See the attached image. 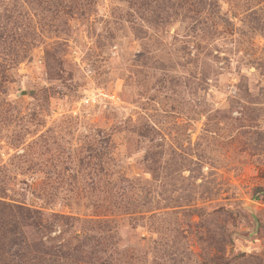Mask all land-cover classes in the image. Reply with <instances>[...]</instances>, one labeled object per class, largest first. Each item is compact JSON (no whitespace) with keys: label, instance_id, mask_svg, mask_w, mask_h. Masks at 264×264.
Segmentation results:
<instances>
[{"label":"rangeland","instance_id":"374dc122","mask_svg":"<svg viewBox=\"0 0 264 264\" xmlns=\"http://www.w3.org/2000/svg\"><path fill=\"white\" fill-rule=\"evenodd\" d=\"M259 191L264 0H0V219L31 254L264 264Z\"/></svg>","mask_w":264,"mask_h":264},{"label":"trees","instance_id":"16d2710c","mask_svg":"<svg viewBox=\"0 0 264 264\" xmlns=\"http://www.w3.org/2000/svg\"><path fill=\"white\" fill-rule=\"evenodd\" d=\"M264 193L259 191V193ZM255 196L254 198H257ZM16 212L22 211L19 215L21 218L27 219L34 218L39 219V212L37 210L23 209L15 207ZM26 213V215H24ZM41 226L40 222H33ZM19 225L15 221L4 223L0 219V264H55L57 258L62 257L61 247L55 245H47L46 243L42 246L45 249L36 250L32 253L29 250L27 244L20 235ZM49 241V240H48ZM52 241V239H51Z\"/></svg>","mask_w":264,"mask_h":264}]
</instances>
